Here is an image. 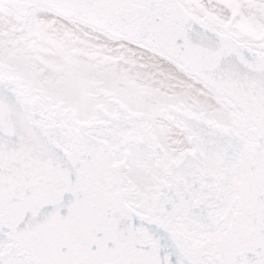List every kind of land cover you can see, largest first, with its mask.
<instances>
[{
  "label": "snow or ice",
  "instance_id": "6c2138e0",
  "mask_svg": "<svg viewBox=\"0 0 264 264\" xmlns=\"http://www.w3.org/2000/svg\"><path fill=\"white\" fill-rule=\"evenodd\" d=\"M0 264H264V0H0Z\"/></svg>",
  "mask_w": 264,
  "mask_h": 264
}]
</instances>
